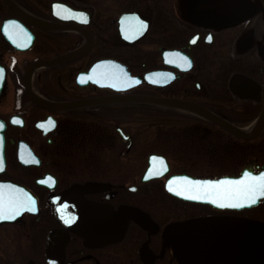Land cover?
<instances>
[{"label":"flooded vegetation","instance_id":"af4514ba","mask_svg":"<svg viewBox=\"0 0 264 264\" xmlns=\"http://www.w3.org/2000/svg\"><path fill=\"white\" fill-rule=\"evenodd\" d=\"M263 105L264 0H0V198L31 201L0 218V264H264V197L216 206L166 185L264 173L238 170L264 127L215 119ZM142 118L173 127L142 139Z\"/></svg>","mask_w":264,"mask_h":264},{"label":"water","instance_id":"95a60500","mask_svg":"<svg viewBox=\"0 0 264 264\" xmlns=\"http://www.w3.org/2000/svg\"><path fill=\"white\" fill-rule=\"evenodd\" d=\"M208 1L207 3H209ZM176 49H171L166 51V55H170L173 53H177ZM115 63V62H113ZM171 64H176L175 62H171ZM148 79H152L153 73H148L146 75ZM139 81V80H137ZM209 114H211L209 112ZM220 124L227 127L234 133L243 136V137H254L257 135L261 129L264 127V105L262 114L260 117V123L258 124L257 128L253 131H243L237 129L235 126H232L229 122L222 119L221 117L215 118ZM156 156L153 155L152 158ZM151 158V159H152ZM151 169V167H149ZM148 169V170H149ZM164 171H162L159 175H161ZM246 173H251L247 170H244L242 174L238 176H224L220 177L218 179H210V178H193V177H171L167 181V188L173 192L174 194H177L181 197L191 199V200H198L203 202H209L211 204H214L216 206H245V205H253L256 204L261 197L264 195H255L251 197L252 202H245V198L239 194L236 190L238 188H242L243 185H234L230 183H218L221 181H240L242 178L245 177ZM252 174V173H251ZM253 176H259L254 175ZM178 180H180L178 182ZM214 182V183H209ZM183 193V194H182ZM203 197V198H201ZM229 223H232L234 225H238L242 228H257L256 225L245 222V221H230Z\"/></svg>","mask_w":264,"mask_h":264},{"label":"rangeland","instance_id":"374dc122","mask_svg":"<svg viewBox=\"0 0 264 264\" xmlns=\"http://www.w3.org/2000/svg\"><path fill=\"white\" fill-rule=\"evenodd\" d=\"M232 57L233 56H231L229 54H224L222 57L223 58L222 62L226 65L227 63L232 61ZM253 60H255L254 57L252 55H250L247 57L246 61L249 62V61H253ZM224 88H225V90H228V87H224ZM260 106H261V104H260ZM230 115H232V114H230ZM245 118L246 117H244V115H232V116H229L228 119L232 122L242 123L241 125H243V126H245V125L249 126L253 121H255L254 119H251V120L248 119L247 120ZM132 121L135 122L136 120H132ZM137 121H138L137 125H136V123H132V125L129 124V126L138 129L139 138H142V139H145L146 137H148L150 133L156 132L159 127L160 128L161 127H173V123L167 119H165V120L164 119H157L156 120V119H152V118H142V119H138ZM192 142H194V141H192ZM210 143H212V140L210 139V137H205L203 144L210 145ZM246 146H248V144ZM250 146L251 147L249 149H246L247 151L243 150V149H240L238 151V157L240 158V160L238 162V164H239L238 170L243 166L244 162L249 157L258 158V159L264 161V134L259 138L253 139L252 142H250ZM76 155H77L78 159L81 158L80 154L78 152H76ZM83 158H85V156ZM82 159L74 161L75 162L74 166L76 167V169H83V168H86L85 166L89 165V164L83 163L85 161H83ZM214 169H216V168H214ZM222 170L229 171L227 169H220V168H219V170L217 168L215 171L217 173H219Z\"/></svg>","mask_w":264,"mask_h":264},{"label":"snow or ice","instance_id":"6c2138e0","mask_svg":"<svg viewBox=\"0 0 264 264\" xmlns=\"http://www.w3.org/2000/svg\"><path fill=\"white\" fill-rule=\"evenodd\" d=\"M117 86L119 87L120 85ZM218 183L243 185L242 188H238L236 191L239 192V194L245 198V202H252L251 197L255 195H264V173H261L259 176H253L251 173H246L245 177L242 178L240 181L225 180ZM29 203H31L30 200L22 201L19 197H13L10 201H5L3 200V198H0V218H3L5 212L18 213L20 207L27 206V204Z\"/></svg>","mask_w":264,"mask_h":264},{"label":"bare ground","instance_id":"6f19581e","mask_svg":"<svg viewBox=\"0 0 264 264\" xmlns=\"http://www.w3.org/2000/svg\"><path fill=\"white\" fill-rule=\"evenodd\" d=\"M259 123H260V120H255L251 125L245 126V127H241V128H238V129H240V130H251L253 128H256Z\"/></svg>","mask_w":264,"mask_h":264}]
</instances>
